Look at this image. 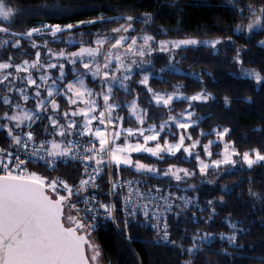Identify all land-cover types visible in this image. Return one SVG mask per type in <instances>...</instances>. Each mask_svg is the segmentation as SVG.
<instances>
[{
    "label": "snow or ice",
    "instance_id": "1",
    "mask_svg": "<svg viewBox=\"0 0 264 264\" xmlns=\"http://www.w3.org/2000/svg\"><path fill=\"white\" fill-rule=\"evenodd\" d=\"M229 3L233 7L236 6L234 0H229ZM247 8L252 15V19L246 27L237 25L235 31L237 33H248L250 39L252 34L264 32V7L260 8L259 14L256 12L254 5L249 4ZM243 11L244 9L241 7V15ZM67 12V7H52L49 9V14L53 16H62ZM36 14H39V12ZM12 17L13 9L7 6L5 0H0V22L10 21ZM99 19L103 20L104 17ZM111 19L118 20L119 18ZM136 19L138 18L133 16L125 17L127 23L111 29V32L115 34L128 33L133 29V21ZM151 20V13H145L143 23L147 24ZM83 23L95 24L96 21H80L76 25L67 24L63 26L58 23L43 24L23 33L11 32L9 27L0 23V33L7 34L6 37H0V49L6 50L9 47L21 49V40L19 38L12 39L21 36L27 38L33 49H38L41 46L32 39L34 34L43 36L46 33L53 38L52 42H55L61 39L60 34L70 32ZM129 39L131 42L124 47L123 52L118 51ZM140 39L143 40V43L137 47V37L135 36L129 37L123 34L98 36L94 41L89 42L94 44V47H85L83 40L68 38L64 42L80 44L78 51L70 53H66L64 50L58 53L53 52L51 48H48L49 41L45 40L43 47L48 49L47 55L56 59L63 58L73 66L71 69L74 73L73 80L67 83H62L66 80L65 64H45L41 60L39 50L35 52V58L31 61L23 60L22 63L14 64L12 54H9L6 60H0V85L4 86L0 90L4 93L0 95V103L11 108V114L5 111L0 115V120L7 122L0 124V131L6 133V136L10 138L9 149L0 147V264H101L102 252L100 245L91 239V235L98 227L106 226L108 221L118 226L117 205L116 203L106 204L98 201L94 193L91 195H83V193H86L89 187L98 188L96 180L102 175L104 166L109 169L114 168L116 173L131 169L136 173L143 174L146 178H171L177 182L175 187H179V182L185 178L194 175L188 169L179 168L175 165H169L167 169H159L155 165L142 163L140 159L134 160L132 153H147L162 161L165 159V155L176 157L177 153L182 152L187 157L196 159L201 175H207L210 168L218 169L223 164L234 166L236 161L233 157L238 155L241 156L243 164L247 165L249 169H252L255 165L264 167V153L261 150L252 149L250 152L245 151L241 154L235 150L231 142H226L225 138L231 131L229 128L212 129L216 140H209L207 144L203 145L204 154L211 157L213 155L211 152L212 145L216 144L217 141L224 143L223 152L220 153L222 159L213 160L211 163L203 161L200 155L195 152L197 145L200 144L199 139L194 140L190 145H185V139H192L190 135L181 134L176 143H172L167 139L160 143L161 133L166 130L169 122L185 131L198 123V120L193 119L195 113L190 111L193 103H207L215 100V97L204 89L194 95L185 96L178 91L179 86H174L177 89L176 91L163 94L155 92L149 86V75L144 74L138 83L147 89L148 94H151V100L155 102V105L171 110V105L175 101H187L188 108L177 115H169L168 120L159 125L152 124L147 128L137 129L122 127L125 118L113 115L116 109L121 106L112 101V95L114 91L122 90L125 93L132 91L129 82L133 80L136 71L144 72L146 70L144 65H152V60L144 59V57H150L155 50L169 52L197 45L216 49L217 45L224 43L220 39L197 40L187 38L175 41H160L158 49H154L150 44L155 39L152 35H143ZM113 40L114 42H112ZM106 46H108V51L104 53L103 63L101 64L97 57L102 54ZM258 46L264 48V39L258 41ZM235 51L236 55L233 57V63L242 66L241 52L244 49L238 48ZM129 55L132 57L138 56L142 59L139 61L132 59L130 63H126L125 59ZM113 62H115L114 69ZM77 63L82 66L84 72H80L76 68ZM178 63L179 61L172 57L158 71L163 73L167 69L169 72H176L178 71ZM13 68L14 73L7 71ZM55 68H59V76L53 78L48 74V69ZM33 69L40 73L38 78H35L32 71H30ZM41 69H43V72H41ZM20 73H25V75L21 76ZM116 73H120V75L118 76ZM88 75L91 76L93 81L96 79L101 81L103 89L101 92H94L92 88L87 87L85 76ZM208 75H211V73H208ZM240 76L254 80L257 85H264V75L255 69L248 70L241 67ZM197 79H199L198 76ZM38 80L43 83H38ZM49 80H51L50 85L48 84ZM17 81L23 86H18ZM33 87L36 91L30 94L29 89ZM42 87L46 95H42L40 90ZM13 92L19 94V100L23 101L24 104L15 102L12 99L9 94ZM95 96L102 97L104 102L102 110H99ZM57 97L66 98L69 106L78 103L84 106L61 113ZM33 98L35 99L34 106L31 108L25 107L24 105ZM231 102L232 100L229 97H224L225 107H228ZM244 102L251 104L253 101L251 97H247ZM127 108L128 114L135 117L138 124L143 125L145 123L149 109L140 108L136 100H132ZM177 116L180 119H177ZM69 117L73 119H69ZM75 117H81L82 119L77 120L74 119ZM45 119L48 121V124L44 125L46 135L60 137L88 136L90 139L87 146L81 145L78 141L58 142L55 139L41 140L37 145L33 125ZM93 121H97L99 125L103 126V129L101 127L94 128ZM116 121L121 123H114ZM49 126L54 131L50 132ZM109 126H112V130H109ZM22 128L28 130L16 131ZM201 135H205V133L201 132ZM122 136L123 143L118 144L117 141ZM132 137H142L143 141L137 140L133 143L129 139ZM149 142H155L154 146H149ZM81 148L83 149L82 153L77 154ZM11 149H15V151ZM21 154L26 159H22ZM58 159L61 162L79 160L84 165L83 175L88 178H81L79 185L74 186L60 179L48 181L37 173L28 171L25 167L27 163L37 161H43L46 166L54 167ZM93 163L95 167H92ZM89 167H92L91 172L88 171ZM109 183L111 188L108 195H120L123 202V207L119 209L123 212V229L119 231L122 238L129 241L133 239L128 235V229L133 225L150 226L159 237L154 241L156 244L161 242L171 244L179 247L182 252L189 254V259L184 264H194L195 255L203 249H210L211 243L216 239V235L212 233H204L203 235L194 233L191 237L190 246L186 248L177 241L170 239V220L167 214L173 212L172 200L183 202V207L179 204L175 205L180 211L174 214V222L179 223L182 213L189 204L199 207L197 198L173 197L171 192L161 194V189L155 186L142 191L139 186H134L141 184L139 180H129L121 184L112 181L110 177ZM170 187H172L171 184ZM188 187L195 189L196 186L189 185ZM120 188H126V194L118 193L117 190ZM59 189H63L66 194H61ZM250 194L253 196L258 195L251 192ZM74 196L80 199L73 202L72 198ZM78 203L87 205L84 209V216L79 214ZM214 203L213 200L207 201L209 206ZM220 203H223V197L220 198ZM97 204L98 207H96ZM100 209H103L102 213ZM72 212L76 214L73 215ZM89 214L91 215V222L86 224L84 221ZM138 215L143 216V221L138 220ZM214 216L215 208L212 209V213L206 218L205 222L211 221ZM198 219L193 214L192 220L195 222ZM225 223L231 229V232L220 233L219 240L222 243H227L232 251L225 248L217 255L240 256L242 252L239 250L243 249L244 246L238 243L237 234L246 232L247 229L237 228L236 223L227 219ZM256 264H264V256L257 258Z\"/></svg>",
    "mask_w": 264,
    "mask_h": 264
},
{
    "label": "trees",
    "instance_id": "2",
    "mask_svg": "<svg viewBox=\"0 0 264 264\" xmlns=\"http://www.w3.org/2000/svg\"><path fill=\"white\" fill-rule=\"evenodd\" d=\"M5 2L13 9V17L10 21L0 23L9 27L11 32L23 33L43 24L58 23L63 26L76 25L80 21H96L95 24H80L78 28L60 34L61 39L55 42H52L53 38L46 33L43 36L34 34L32 39L41 46L38 49H33L27 38L22 36L12 38L21 40V49L10 47L6 50L0 49V60H6L8 55L12 54L14 64L22 63L23 60H33L37 50L41 52V60L45 64L64 63L66 80L63 83H67L74 77L71 71L73 66L63 58L56 59L47 55L48 49L43 47L44 41H49L48 48L57 53L61 50L66 53L79 50L80 44L64 42L68 38L83 40L85 47H94L95 45L89 42L94 41L98 36L123 34L112 33L111 29L127 23L125 20L127 16L138 18L133 21V29L126 33L130 37L152 35L155 42L183 38L221 39L224 43L218 45L216 49L200 46L176 51L173 57L179 61L177 68L182 73L169 72L167 69L163 73L158 71L172 58L167 54L146 56V59L152 60V65H144L146 69L144 72L137 70L133 80L129 82L132 91L128 93L122 90L114 91L112 101L121 106L118 108L119 114L128 115L127 104L132 99H136L142 109H149L146 123L158 125L167 120L169 115L178 114L186 109L188 102L175 101L171 105V110L155 105L151 100V94H148L147 89L138 83L144 73L149 71L154 73V76L149 79V86L155 92H172L176 89L174 86H179L178 89L183 94L191 96L204 89L211 93L215 100L207 103H193L191 109L195 113L193 119L198 120V123L187 130V134L192 139H186V144L199 139L200 144L197 145L195 152L202 155L203 145L216 138L212 129L229 128L231 131L225 140L231 142L238 153L250 152L252 149H258L264 153V85H257L254 80L238 77L237 64L233 63L235 49H244L241 52L242 66L253 68L264 75V48L258 46V41L264 39V32L252 34L249 39L248 33L235 31L237 25L246 27L252 19L247 6L254 5L259 14L260 8L264 7V0H234L235 7L229 3V0H5ZM52 7H67L68 12L62 16H53L49 14V9ZM241 7L244 9L242 15ZM37 12L39 14H36ZM145 13L152 15V20L147 24L143 23ZM100 17L104 19L101 20ZM6 36L7 34L0 33V37ZM132 59L125 62L130 63ZM76 68L84 72L79 63ZM7 71L14 73V68ZM58 71L59 68L54 69V76L58 74ZM21 75L25 74L21 73ZM85 77L89 86L98 90L99 79L93 81L90 75ZM17 85L23 86L19 81ZM3 88L4 86L0 85V90ZM3 94V91H0V95ZM9 95L13 98L17 96V93L13 92ZM225 96L232 100L228 107H225L223 103ZM247 97L252 98L251 104L244 102ZM57 99L61 101V108L67 107L65 99L61 97ZM10 109L0 103V115L5 111L9 112ZM126 119L134 123L133 120ZM3 123L5 121L0 120V124ZM47 124L48 121L45 119L33 125L36 138L50 139V135L44 133V125ZM27 130L22 128L16 131ZM51 130L49 126V131ZM178 132L174 126H171L161 137L162 139L166 136L172 138L174 137L172 133L176 135ZM201 132L205 135H201ZM9 144L10 138L0 131V146L9 149ZM220 150V144L212 145V158H218ZM134 159H140L141 162L155 165L159 169L175 165L187 168L194 173L191 178L179 184V187H175L177 182L170 178H146L143 174L131 169L116 173L113 168L114 182L120 183L125 178L141 177L149 184L160 186L171 184L172 190L184 191L198 198L200 210L184 211L179 223L174 222L173 217L169 219L170 239L177 241L185 248L190 246L194 233L216 235L210 249H203L195 255L194 264H256V259L264 256V167L260 165H255L252 169L220 167L209 169L207 175H201L197 170L196 159L187 158L182 152L177 153L176 157L165 155L162 161L147 155H135ZM28 171L35 172L48 181L60 179L74 186L81 178V169L77 165H60L52 172H48L44 166L33 164L29 165ZM189 185L196 187L193 189L188 187ZM225 188L227 190H223ZM59 191L61 192L60 189ZM117 191L121 193L120 189ZM250 192L258 195L253 196ZM221 197H223V203H220ZM72 199L74 201L78 197L74 196ZM208 200H213L215 203L209 206ZM115 201L118 209L116 212L118 226L107 223L91 235L100 245L102 264H184L189 259V254L182 252L179 247L162 242L156 244L154 241L159 239L156 231L140 225H133L128 229V235L133 237L132 240L122 238L119 234L120 229H123V213L119 211L120 195L116 196ZM213 208H215V216L206 223L205 220L212 213ZM193 214L199 218L195 222L192 220ZM226 219L236 223L237 228L247 229L246 232L237 234L238 243L244 246L239 250L242 252L240 256L217 255L225 248L232 251L227 243L219 240L220 233L231 232L225 223Z\"/></svg>",
    "mask_w": 264,
    "mask_h": 264
},
{
    "label": "rangeland",
    "instance_id": "3",
    "mask_svg": "<svg viewBox=\"0 0 264 264\" xmlns=\"http://www.w3.org/2000/svg\"><path fill=\"white\" fill-rule=\"evenodd\" d=\"M123 35H126V36H129L128 34H126V33H123ZM130 37V36H129ZM142 37V36H141ZM183 39H187V38H183ZM193 39H197V38H193ZM213 39H217V38H212V39H197V40H213ZM175 40H180V39H166V40H160V41H175ZM221 40V39H220ZM160 41H158V42H155V41H152V42H150V44H151V46H152V44H155V45H153L152 47L154 48V49H158V45H159V42ZM131 41H130V39L128 40V41H126L125 42V45L121 48V49H119L118 51H121V52H123V49H124V47H126L127 46V44L128 43H130ZM143 43V40L142 39H140V37H137V47H139V45L140 44H142ZM200 46H204V45H197V46H188V47H185V48H196V47H200ZM218 46V45H217ZM204 47H207V46H204ZM185 48H182V49H185ZM217 48V47H216ZM178 50H180V49H177V50H173V51H169V52H161V51H159V50H155V51H153L152 52V55L153 54H158V53H163V54H167L168 56H170V57H173V54L176 52V51H178ZM108 51V46H106L104 49H103V52H102V54L99 56V57H97V60H98V58H99V62L102 64L103 63V55H104V53H106ZM114 51H116V50H114ZM151 55V56H152ZM130 58L132 59V58H134L135 60H141L142 58L141 57H132V56H127L126 57V59H125V61L126 60H130ZM144 59H146V57H144ZM114 64H115V62H113V69H114ZM241 67H243L244 69H248V70H251V69H253V68H247V67H244V66H241V65H239V64H237V69H238V71H237V76L238 77H241L240 76V69H241ZM56 69V68H55ZM178 69V68H177ZM110 70H112V69H110ZM30 71H32V73H33V76L35 77V78H38L39 77V73L38 72H36V70H30ZM53 71H54V69H48V74H50L53 78H56V77H58L59 76V71H58V74L56 75V76H54V73H53ZM35 72V73H34ZM176 73H182V71L181 70H179L178 69V71H176ZM23 74H25V73H23ZM116 74H118V73H116ZM144 74H147V75H149V79L150 78H152L153 76H154V73L153 72H151V71H149V72H146V73H144ZM143 74V75H144ZM19 75H21V73L19 74ZM120 75V73L118 74V76ZM21 76H23V75H21ZM241 78H247V77H241ZM247 79H249V78H247ZM71 80H73V78L71 79ZM71 80H69V81H71ZM252 80V79H251ZM100 81V80H99ZM38 83H43V82H41V81H39L38 80ZM63 83V82H62ZM48 84L50 85L51 84V80H49V82H48ZM85 84L87 85V87H89V88H92L93 89V87H91V86H89V84L87 83V81H86V77H85ZM46 87V86H45ZM41 93H42V95H46V92L44 91V88L42 87L41 89ZM94 90V92H97V93H99V92H101L103 89H102V87H101V81H100V90H95V89H93ZM177 89H175V90H173L172 92H174V91H176ZM36 91V89H35V87H33V88H30L29 89V93L31 94V93H34ZM178 91L180 92V93H182L179 89H178ZM172 92H159V93H163V94H168V93H172ZM183 94V93H182ZM183 95H185V94H183ZM185 96H187V95H185ZM62 98V97H61ZM96 100H97V104H98V106H99V110H102V108H103V99H102V97L101 96H95L94 97ZM12 99H14V101L15 102H18V103H20V104H24V102L23 101H20L19 100V94L17 93V96L16 97H13ZM63 99H65L66 100V98H63ZM58 100V99H57ZM132 100H136V99H132ZM131 100V101H132ZM130 101V102H131ZM66 102H67V100H66ZM130 102L127 104V105H129L130 104ZM136 102H137V100H136ZM154 104H155V102L154 101H152ZM58 103L60 104V112L62 113V112H64V111H70V110H72V109H74V108H76V107H83L84 105H82V104H77V105H73V106H69L68 104H67V107H64V108H61V101L60 100H58ZM34 104H35V99L33 98V99H31L26 105H24L25 107H28V108H31V107H33L34 106ZM137 104H138V102H137ZM140 107V106H139ZM141 108V107H140ZM188 108V107H187ZM128 109V108H127ZM190 111H192L191 109H190ZM181 113V112H180ZM9 114H11V109L9 110ZM48 114H50V113H48ZM97 115H98V112L96 113ZM113 115L114 116H116V115H119V116H121V117H124L125 119L123 120V122H122V127H124V128H129V127H131V128H133V129H137V128H147L149 125H152V124H147L146 123V121H145V123L143 124V125H141V124H138L137 122H136V120H135V117H132V116H130L129 114L128 115H125V114H122V113H118V108L116 109V111L113 113ZM175 115H177V114H175ZM126 118H129V119H131V120H133L134 121V123H132V122H130L129 120H127ZM69 119H73L72 117H69ZM74 119H77V120H81L82 118L81 117H75ZM177 119H180V117L179 116H177ZM168 120V119H167ZM166 121V120H165ZM61 122L63 123L64 121H63V118L61 117ZM163 122V121H162ZM162 122H160V123H162ZM183 122V121H182ZM5 123H7L6 121H5ZM114 123H121V122H119V121H116V122H114ZM159 123V124H160ZM158 124V125H159ZM171 126H174V128H176L179 132L175 135L174 133H172V136H174V137H172V138H170L169 136H166L164 139H167V140H169L170 142H172V143H176L177 141H178V139H179V136L181 135V134H185L186 136L188 135L187 134V130L189 129H187L186 131L185 130H183V129H180V128H177L176 126H175V124L174 123H171V122H169V124L166 126V130L169 128V127H171ZM93 127L95 128V127H101L102 129H103V126H101V125H99L98 124V122L97 121H93ZM52 129V128H51ZM109 130H112V126H109ZM166 130L164 131V132H162L161 133V136L166 132ZM52 131H54L53 129L51 130V132ZM146 134H150V133H146ZM74 136H67V137H60V136H53V135H50V140H53V139H55L56 141H58V142H62V141H66V140H71L72 138H73ZM82 138H85V139H90L88 136H84V137H82ZM130 139V141L131 142H133V143H135V142H137V140H139L140 142H142L143 141V138L142 137H132V138H129ZM164 139H162V140H160V143H163V140ZM214 140H216V138L214 139ZM98 142V141H97ZM193 141H191V143H192ZM117 143L118 144H122L123 143V136L121 137V139L120 140H118L117 141ZM190 143V144H191ZM217 143L218 144H220L221 145V150H220V153H222L223 152V149H224V143H222V142H219V141H217ZM154 144H155V142H149V146H154ZM190 144H186V139H185V145L187 146V145H190ZM203 152H204V150H203ZM135 155H147V156H150L149 154H147V153H132V157H133V159H134V156ZM186 155V154H185ZM203 155V156H202ZM202 155H200V158L203 160V161H205L206 163H211V161H213V160H218V159H222V156L221 155H219V157L218 158H212V156L211 157H208L207 155H205L204 153L202 154ZM152 157V156H151ZM187 157V156H186ZM155 158V157H154ZM187 158H189V157H187ZM233 159L236 161V164L233 166V165H228V164H223V165H221L220 167H228L229 169H235V168H238V167H246V168H248L247 167V165H244L243 164V162H242V159H241V156L240 157H237V156H234L233 157ZM135 160V159H134ZM143 163V162H142ZM146 164V163H145ZM219 167V168H220ZM179 168H184V167H179ZM164 169H167V168H164ZM187 169V168H186ZM210 169H217V168H210ZM189 170V169H188ZM197 170H198V172H199V165H198V163H197ZM190 171V170H189ZM191 172V171H190ZM200 173V172H199ZM182 175V174H181ZM192 176H190V177H187V178H185L183 181H181V182H179V184H182L183 182H185L187 179H189V178H191ZM165 178H167V177H165ZM171 179V178H170ZM172 180H174V179H172ZM175 181V180H174ZM176 182V181H175ZM61 190V194H66V193H63V189H60ZM66 214H67V212H66ZM91 239L92 240H94L93 239V237L91 236ZM101 264H102V258H101Z\"/></svg>",
    "mask_w": 264,
    "mask_h": 264
},
{
    "label": "built area",
    "instance_id": "4",
    "mask_svg": "<svg viewBox=\"0 0 264 264\" xmlns=\"http://www.w3.org/2000/svg\"><path fill=\"white\" fill-rule=\"evenodd\" d=\"M98 90H100V81H99ZM41 140H50V139H48V138H42V139L36 138L35 143L38 145ZM71 140L78 141L81 145H84V146H87V142L89 141L88 139H85V138H82V137H79V136H74ZM96 144H97V147H98V142H96ZM0 147H2V146H0ZM2 148H4V147H2ZM12 151H15V149H12ZM82 151H83L82 148L79 149V151L77 152V154L82 153ZM85 155H87V154L85 153ZM21 158L22 159H26V157H24L23 154H21ZM33 164H37V165L44 166L48 172H52L56 167H58L60 165H77L81 169V178H84V179H87L88 178L86 175H83V173H84V165L79 160H69L67 162H61L58 159L57 160V163H56V165L54 167H48V166H46L43 163V161H37L35 163L29 162V163H27L25 165V167L28 170L29 165H33ZM92 167H95L94 163L92 164ZM92 167H89V169H88L89 172L92 171ZM110 177H111V179L113 181V168L112 169H109L107 166H104V171H103L102 175L100 177H98L97 180H96V184L98 185V188L89 187L88 190H87V192L86 193H83V195H91V194L94 193L96 195V197H97V200L100 201V202H104L106 204L107 203H116V201H115L116 196H110V195H108L109 190L111 188V184L109 183V178ZM129 180H133V181L139 180V181H141V184L140 185H134V186H139L142 191H146L148 188H152L153 186H155V187H159L161 189V194H167L168 192H171L173 194V197H176V196H187V197L197 198L196 196L191 195V194H189L187 192H184V191L172 190L170 188V186H163V185L160 186V185H156V184H149L146 179L141 178V177L125 178L120 183L123 184V183H125L126 181H129ZM78 185H79V182L75 186H78ZM120 192L123 193V194H126L127 189L126 188H120ZM78 199H80V198H78ZM77 200H74L73 202H75ZM197 202H198V198H197ZM172 203L174 205L173 212L170 213V214H167L168 217H169V219L171 217L175 218V215L174 214L176 212L180 211V209L176 208L175 205L179 204V205H181V207H183V202L180 201V200L173 199L172 200ZM86 207H87V205H85L83 203H78L77 204V208L80 209V213L79 214L81 216H84L85 215L84 209ZM96 207H98V204L96 205ZM122 207H123V202H122V199H121L120 209ZM188 210H192V211H194V210H200V206L199 207H195L194 205L189 204L188 207H187V209L185 211H188ZM100 212L102 213L103 212V209H100ZM71 214L75 215L76 213L75 212H72ZM143 219L144 218H143L142 215H138V220L143 221ZM84 222L86 224L91 222V215L90 214L88 215V218ZM151 222H155V221H151ZM107 223H112V222L111 221H108ZM161 223H162V221H161ZM112 224L115 227H117V224H114V223H112ZM143 227L153 230L150 226H147V225H145ZM95 231H93L92 234Z\"/></svg>",
    "mask_w": 264,
    "mask_h": 264
},
{
    "label": "water",
    "instance_id": "5",
    "mask_svg": "<svg viewBox=\"0 0 264 264\" xmlns=\"http://www.w3.org/2000/svg\"><path fill=\"white\" fill-rule=\"evenodd\" d=\"M89 255H90V253H89Z\"/></svg>",
    "mask_w": 264,
    "mask_h": 264
}]
</instances>
